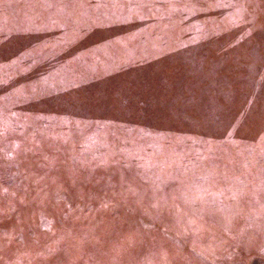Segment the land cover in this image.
Listing matches in <instances>:
<instances>
[{
    "label": "rangeland",
    "instance_id": "obj_1",
    "mask_svg": "<svg viewBox=\"0 0 264 264\" xmlns=\"http://www.w3.org/2000/svg\"><path fill=\"white\" fill-rule=\"evenodd\" d=\"M0 264H264V0H0Z\"/></svg>",
    "mask_w": 264,
    "mask_h": 264
}]
</instances>
